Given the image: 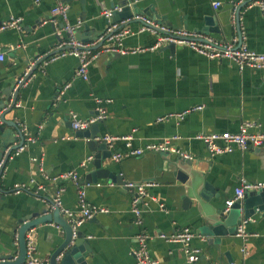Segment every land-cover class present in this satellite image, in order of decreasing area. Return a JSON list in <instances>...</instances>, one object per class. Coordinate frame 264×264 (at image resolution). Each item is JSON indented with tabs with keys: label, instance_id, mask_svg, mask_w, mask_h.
Segmentation results:
<instances>
[{
	"label": "crops",
	"instance_id": "0c3cea01",
	"mask_svg": "<svg viewBox=\"0 0 264 264\" xmlns=\"http://www.w3.org/2000/svg\"><path fill=\"white\" fill-rule=\"evenodd\" d=\"M127 1L149 18L147 10L154 16L149 19L158 24L222 40L239 37L230 22L232 5L239 0ZM123 2L126 0H0V25L12 17L22 19L20 30L0 32V52L6 54L5 61H0V107L8 102L0 109V165L4 164L0 167V174L4 170L0 179V252L9 244L15 246L20 220L38 210L37 206L48 207L45 200H53L60 187L65 188L64 206L80 212L79 187L69 179L53 181L61 174L77 172L80 185L86 186L88 203L110 210L80 229L94 254L87 258L90 264H137L134 252L140 248L142 230L148 253L158 264H264V215L257 213L247 223V231L255 236L248 240L245 254L237 235L218 240L198 234L204 226V211L196 201L184 206L182 184L164 169L162 153L124 156L120 162L112 156L103 162L128 184H155L147 189L150 197L141 202L143 227L135 225L132 211L137 190L106 179L98 183L85 179L96 169L91 163L83 168L81 163L94 154L85 140L76 137L71 113L80 118L97 116L100 99L107 118L99 122V137L132 135V149L170 140L171 148L194 159V170L213 187L212 205L226 208V201L243 180L264 182V146L211 156L206 143L198 138L201 134L236 133L246 121L261 123L264 131V70L241 69L229 60H210L188 47L172 50L170 45L135 54L101 53L89 67L88 80L76 76L79 60L74 56L49 61L67 39L64 21L52 14L58 3L69 5L71 25L82 22L77 34L89 44L106 31L109 23L105 12L121 8ZM216 2L221 7L215 8ZM253 4L242 11L241 30L247 45L264 53V14ZM130 22L132 33L123 40L124 48L153 47L157 36L140 32L141 22ZM38 62L41 64L35 73L19 84ZM68 84L69 89L57 100ZM16 95L17 104L9 111ZM199 106L204 108L182 120L172 117L159 121ZM1 114H5V121ZM6 121L25 128V138ZM16 146L25 149L19 152L18 148L7 159ZM111 150L126 155L131 149L124 140H116ZM185 227L195 233L192 246L202 250L197 263L187 260L180 244L164 238ZM34 237L39 254L50 259L64 233L49 223L37 227Z\"/></svg>",
	"mask_w": 264,
	"mask_h": 264
},
{
	"label": "built area",
	"instance_id": "2783aa9c",
	"mask_svg": "<svg viewBox=\"0 0 264 264\" xmlns=\"http://www.w3.org/2000/svg\"><path fill=\"white\" fill-rule=\"evenodd\" d=\"M39 0H37L38 2ZM246 0H239L233 3V27L237 28V10L239 6ZM254 3V4H253ZM252 4L258 5L264 14V0H254ZM252 4L248 5L251 6ZM220 2L214 4L215 8L221 7ZM69 5L65 3H58L53 9L52 14L55 18H61L65 24V32L67 34V39L61 42L59 45V51L56 54L49 56V61H56L67 56H74L79 60V66L76 72V76L83 78L85 80L89 79V67L92 62L101 53H139L146 50H158L165 45L175 44L180 47H188L198 54L207 57L210 60H229L232 63L238 65L241 69L251 68L253 70H264V53H259L251 49L243 38L233 36L230 40H222L216 37L203 35L201 33L189 31L185 28H172L167 25L158 24L154 20H151L145 16H135L129 20L123 21L121 23L113 24L109 22L114 14V10H108L105 12L104 16L107 19L109 25L106 31L99 36L95 41L89 44L79 41L76 38V33L78 28L82 25L79 22L76 26L69 23ZM119 11L121 8H116ZM244 10V9H243ZM135 20L142 23L140 27V32H151L157 36V42L150 49L148 48H136L135 50H128L124 48L123 40L132 33L130 21ZM242 18H240L241 23ZM21 29L22 19L21 18H10L8 21L3 22L0 25V32L7 29ZM96 51V52H95ZM5 52H0V61H5ZM48 61H45L47 64ZM32 69V68H31ZM29 70V72L31 71ZM28 72V74H29ZM19 80V84L26 83V78L28 76ZM71 84H68L60 91L57 100L62 99L65 92L69 89ZM98 103V115L92 118H80L76 113H71L72 128L75 132L88 129L92 124L104 121L107 118V113L104 108L103 102L97 99ZM204 107L199 106L193 110H187L181 114H169L167 116L159 118V121H163L172 117H178L183 119L188 113L193 111L202 110ZM261 123L256 121H246L242 124L240 130L236 133L224 132L222 134H201L198 136L199 139L203 140L209 150L211 156H219L231 154L235 150L246 151L250 146H263L264 145V131L261 129ZM22 133L26 135V129L21 128ZM132 135L125 137H115V136H103L98 137L97 140L100 142H107L110 147L113 146L116 140H124L130 152L126 155L121 153H114L113 159L120 162L124 159V156H142L147 153H179V151L174 150L170 147V140L161 143H149L143 147L132 149ZM25 147L20 146L19 152L24 151ZM185 155L183 153H179ZM186 157H190L185 155ZM93 161V156H89L81 163V167L85 168L88 164ZM3 167V164L0 165ZM72 180L74 184L79 187V204L80 212L76 213L73 210L66 208L62 202V193L65 191L64 187H60L56 197L53 199V208L58 207L62 214L67 218L68 222L72 225L74 235L81 229L85 222L91 220L99 214H108L110 210L106 207L93 206L87 201L86 186L80 185V176L77 172H67L53 178L54 182L60 180ZM154 183H143L136 185L134 183L128 184V187L136 188L138 196L133 200V213L135 215V225L137 227H143V212L141 209V202L143 199L150 197L148 193V188L153 187ZM40 189H42L40 187ZM264 189V182H248L243 180L242 184L235 189L234 196L226 201V211H228L236 202L243 200L248 191H255ZM164 207V206H163ZM250 221V220H249ZM245 221L239 227L237 236L243 241L242 253L247 252V242L255 235L250 234L247 231V223ZM34 230L27 233V257L24 264H50L49 258L42 257L37 249L36 239L34 237ZM165 239L171 242L178 243L182 246L185 256L190 263H197L202 259V250L192 246V241L195 238V233L190 228H182L172 236H164ZM140 241V248L136 250L135 257L137 264H158L154 259H152L148 253L146 246V232L141 231L138 236ZM19 237L16 236L15 248L18 249ZM19 253L16 250V255L14 259H17ZM237 264V263H231Z\"/></svg>",
	"mask_w": 264,
	"mask_h": 264
},
{
	"label": "water",
	"instance_id": "95a60500",
	"mask_svg": "<svg viewBox=\"0 0 264 264\" xmlns=\"http://www.w3.org/2000/svg\"><path fill=\"white\" fill-rule=\"evenodd\" d=\"M252 1L254 0H246L237 10L236 30L239 32V37H241L242 34L240 23L242 11L248 3ZM120 7L121 10L119 11L115 10V8L113 9L114 14L109 22L117 24L135 16H145L141 13L136 4L129 5L127 0L126 2H123ZM233 7L234 6L232 5L230 17L231 26L233 25ZM145 13L149 16V18L154 17L151 13L147 12V10H145ZM207 22L208 24H212V20H208ZM210 31L217 32L218 28H210ZM76 38L82 42L80 34L76 33ZM170 46L172 50L176 48L175 44H171ZM113 54L121 55L120 53H111V55ZM104 55H109V53ZM41 62H38V64L31 69L26 81L35 73ZM9 97L10 96H8V98ZM17 101L18 95L15 96L12 107L9 111H11V109L17 104ZM7 105L8 102H4L1 104L0 109H3ZM1 119L5 121V114H1ZM6 122L9 126H13L18 130L22 139L25 138L21 128H18L15 122ZM100 132L99 122L92 124L88 129L76 132V137L85 140L88 150L94 154L91 164L96 170L86 176L85 179L92 183H98L100 179H106L114 183H118L120 186L131 189L135 192L136 188L128 187V183L124 182L120 175L115 174L103 166V162L111 159L114 153L111 150L109 143L97 140ZM19 147L20 146H16L15 148H12V150L9 151L7 159H9L12 152L17 150ZM162 154V157L164 158V169L171 172L175 179L182 184L181 186L184 191V195L182 196L184 206L187 207L196 201L201 208L200 210H202V212L204 211V226L199 228L198 234L215 237L218 240H221V238L227 235L235 236L238 234L239 227L243 222L249 221L257 213H262L264 215V189L248 191L243 200L236 202L228 211H226V208L221 209L211 204L212 199L215 197L213 187L209 182L203 180L199 172L194 170V166L197 164L194 159L179 154ZM172 155L176 157L174 158ZM3 171L4 170H2L0 174V179ZM137 196L138 193H136L135 198ZM45 201L48 204V207L37 206L36 208H38V210H35V212L31 215L20 220L19 223L21 224V227L18 231V249L10 244L9 248L4 247V251L0 252V264H24L27 257V233L41 225L49 223H55L62 228L64 233V238L57 245L50 256V264H90L87 258L89 255L93 256L94 254L91 247L85 240L84 234L81 230H79L75 236L72 225L62 214L61 210L58 207L53 208L54 201L51 199H47ZM15 250L19 253L17 259H14Z\"/></svg>",
	"mask_w": 264,
	"mask_h": 264
},
{
	"label": "trees",
	"instance_id": "16d2710c",
	"mask_svg": "<svg viewBox=\"0 0 264 264\" xmlns=\"http://www.w3.org/2000/svg\"><path fill=\"white\" fill-rule=\"evenodd\" d=\"M248 5H250V4L248 3Z\"/></svg>",
	"mask_w": 264,
	"mask_h": 264
}]
</instances>
